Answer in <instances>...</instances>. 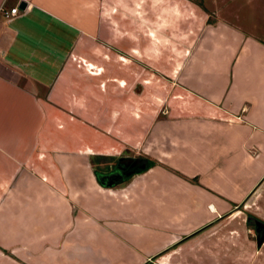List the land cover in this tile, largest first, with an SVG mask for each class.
<instances>
[{"label": "crops", "instance_id": "obj_1", "mask_svg": "<svg viewBox=\"0 0 264 264\" xmlns=\"http://www.w3.org/2000/svg\"><path fill=\"white\" fill-rule=\"evenodd\" d=\"M161 1L149 4L142 0L138 5L129 0H0V7L6 10L18 8V14L7 20L0 13V264H83L78 258L71 263L70 244L72 241L80 254L93 250L94 244L87 245L86 233L94 231L93 224L86 221L82 210L93 190L98 213L103 207L100 201L112 207L107 198L118 205L123 202H115L117 197H123L144 208L133 195L149 191L148 187L136 191L135 182H130L123 193L124 188L101 186L93 169L85 173V158L118 150L119 134L121 149L145 141L151 131L159 144L161 137L165 143L170 139L171 145H177L175 135L171 143V131L159 127L171 121H157V129L151 128L147 135L152 122L144 117V123L134 122V103L162 98L163 80L174 93L172 97L188 104L184 107L190 111L180 115L173 108L174 121L205 119L218 125L212 134L217 130L224 133L221 148H216L215 157L206 164L212 165L219 154L227 155L219 168L229 179L224 182L211 173L207 178L200 166L191 163L195 169L187 170L185 164L174 163L182 174L193 177L192 183L184 181L183 189L196 207L204 203L201 194L207 192L204 211L197 214L199 208H195L191 214L180 210L165 219L159 214L134 219L130 223L138 228L136 233L131 231L130 240L134 245L143 244L147 235L142 227L152 219L157 228L171 232V240L164 243L174 246L171 254L156 260L160 264L167 255L173 256L171 264H264V43L220 18L213 23L204 20L191 36L173 31L172 41L157 42L144 23H150L152 16L162 34L161 27L167 25L162 21L165 12L151 11L153 6H162ZM184 1L196 14V5ZM20 2L25 4L21 8ZM185 8L188 10L187 4ZM186 20L185 27L197 25L191 16ZM178 25L181 28V20ZM183 38L188 44L182 45ZM71 56L83 60L94 72L82 68L80 72L69 60ZM136 68H152L154 78L163 77L151 82L141 74L136 78ZM135 86L140 87L138 92ZM119 119L124 121L122 131L116 129ZM134 124L138 129L134 130ZM241 127L244 130L236 131ZM205 132H198L195 142L199 135L210 139ZM240 132L247 136L240 138ZM250 134L251 144L247 140ZM209 142L207 148L213 140ZM237 148L242 158L229 161ZM230 149L237 150L226 152ZM162 158L171 156L166 152ZM156 170L164 172L149 167L143 182L147 178L149 186H154L157 182L149 176ZM238 179L242 183L237 184ZM230 183L234 185L225 190ZM129 207L124 208L129 214L137 212ZM248 214L258 221L249 223ZM184 215L192 217L182 223ZM79 220L82 222L77 224ZM170 222L174 229H169ZM198 229L200 232L191 235ZM148 259L137 264H147Z\"/></svg>", "mask_w": 264, "mask_h": 264}, {"label": "rangeland", "instance_id": "obj_2", "mask_svg": "<svg viewBox=\"0 0 264 264\" xmlns=\"http://www.w3.org/2000/svg\"><path fill=\"white\" fill-rule=\"evenodd\" d=\"M146 1V0H144ZM149 1V4H152V0ZM190 3L192 2L194 5H196V14L193 12L191 13V7L188 3H186L184 0H181L182 5L178 6L176 3H171L170 0H162L160 7L153 6L151 7L152 10H158L160 13L165 12L164 18L162 21H166L167 25L161 27L162 34H167V36H163L157 24L154 22V18L151 16L150 23L145 22L144 23V29L146 28V31L150 32L151 39H154L157 42H162L163 40L167 43L169 41H172L173 39L170 38L173 35V31L175 33H181L183 36H191V34L195 33V31L199 30L202 26L204 20L207 23H213L216 21V19L220 18L223 19L227 25L230 27L232 26L236 31H241L245 36H257L259 41L261 40V37L264 38V0H188ZM138 3V5H141L142 0H129V3ZM191 3V4H192ZM185 4L188 5V10L185 8ZM190 8V11H189ZM194 8V7H193ZM140 13H144L145 15V9L141 10V7L139 9ZM173 15H175V18H173ZM188 16H191L193 19H196L197 25L194 28L185 27L183 26L185 20L188 18ZM182 21V26L178 25L179 21ZM161 21V22H162ZM168 21H172L173 23H169ZM188 21V20H186ZM179 26V27H178ZM192 31V32H190ZM187 33V34H185ZM169 36V37H168ZM164 37V38H163ZM153 42V41H152ZM188 44V41L183 38L182 45ZM121 58V57H120ZM77 69L80 70L82 68L87 73H93L94 71L88 69V65L84 63L83 60H80L79 58L75 56H71L70 59ZM137 69V72H135V77L137 78V74H141L145 80H150L154 78L153 76V69L151 68V71ZM99 71V69L97 70ZM77 72V71H76ZM149 72V73H147ZM158 73V72H157ZM160 77V76H159ZM158 76L154 78H159ZM163 77V76H162ZM160 77V78H162ZM164 79V78H163ZM168 79V78H167ZM252 79V77H251ZM121 83V82H120ZM167 81L162 82L163 87L160 88V92H163L165 94L162 98L156 96L152 98V100L148 104H140V103H134V122L136 124L138 122L144 123V118H147L148 121L151 123V126L149 130L146 132L149 133L150 129L154 130L157 129L155 126H157V121L162 122H169L171 123L167 124L166 126L161 125L159 127H164L168 129V131H171L173 135L171 137V143L172 140H175V137L177 138V145L170 144V139H168L167 135L166 138L168 139V142L163 138L161 139V144H159V140H157V135H154L153 131L149 137H146L145 141H139L137 143L127 144L124 145L125 147L122 148V141L120 140L121 134L117 137L118 139V150L113 149L112 151H107L105 155H98L103 156L105 158L104 161L101 163H108V166L114 165L115 162L117 163V169L122 170L121 172H125L126 178L122 180H117L115 183L110 184L109 180L110 178H107V184L106 186L111 187L113 190L124 188L123 193H126L129 188L127 186L130 184V182H135V186L133 187V190L136 189V191L139 190H145L147 187L149 188V191L145 193H140L139 195L136 192V195H133V199L136 203H141V205L144 206L142 208V211L140 206L135 205L132 203V201L126 202L123 197H117L118 199L115 202L122 201L123 204L115 205L114 200L112 198H107L105 200H108V202L111 203L112 207L106 203L104 205V201H100L103 205L102 211L99 210L96 211L97 206V196L95 190L89 195L87 194L86 201V208H83L82 210L85 212V218L86 221H90L93 225L94 231H86L88 232L87 237V245H93L92 251H86L82 254H80L78 251H74L73 249V243L71 241V253H70V260L71 263L73 259L78 258L80 262L84 264H137L140 260H143L145 258H149L147 262H151L152 264H160L156 260L160 256H163L165 253L168 255L171 254V250L174 246L170 245L167 247L164 242H168L171 240L170 234L171 232L168 230H163L161 226L157 228L155 226L154 221L150 219V221H146L147 225L143 226L142 230L144 231V234H146V238L144 239L143 244H140L141 242H135V245L130 240V233L133 230L134 233H136V226L135 224H131L130 222H133L135 219L136 221H141L142 217L145 216H153L154 214H159V218L165 219L174 216L177 214L180 210H182L185 213L191 214L189 211L197 210L195 208H199L197 211V214H200L204 211L205 207V201H209V196L205 193L201 194V199L204 200V203L197 206L193 203V200L188 195V193L185 192L183 189L184 181L192 183L191 179L193 177H189V174H182V171L178 166H175L174 163L180 165L185 164V169L190 170L191 163L194 166H200L201 170L207 171L206 175L207 178L211 177V175L219 180H222L224 182H227L229 179L228 174L221 171L219 168L221 166V161H227L226 156H222L223 154H219V156L214 159L213 164H206L207 161H210L209 158L213 156L215 157V151L216 148L220 146V144L223 142L224 133L218 132L219 130L215 131L214 134L211 133V130L218 129L217 123L213 121H208L205 119H192V118H183L175 120V112H173V108H177V112L180 115H186L189 114L190 111L187 110L185 106L188 104H184L180 102V98L178 97H172L174 93H172V90H170V86L167 84ZM166 85V87H165ZM259 87V83L256 84ZM102 86V84H101ZM250 86V85H249ZM140 87H133L135 92L139 91ZM262 88V96H264V81L261 85ZM158 89L154 90L156 94ZM257 90V89H256ZM152 94V93H151ZM164 100V101H163ZM177 100V103H174V101ZM162 101V103L160 102ZM184 101H186L184 99ZM183 101V102H184ZM145 105V110L143 109ZM181 106V107H180ZM142 107V109H141ZM148 107V109H147ZM169 108L171 109L170 112H168ZM140 110V111H139ZM142 112V113H140ZM140 116V118L136 119L137 116ZM144 117V118H143ZM173 120V121H172ZM119 124L116 127L117 131H122L124 121L118 120ZM120 122H123L121 124ZM134 124V130L138 129V127ZM139 127L141 126L138 124ZM221 127V126H219ZM242 128V127H241ZM147 130L146 124H144V128ZM206 131L204 134H210L211 138H207L206 136L199 135V139L197 142H195V137L198 134V132ZM237 130H244V128ZM236 131H232L235 133ZM237 134V133H235ZM175 135V137H174ZM247 136V132L243 133L240 132L239 137L243 138ZM126 137V136H125ZM124 137V138H125ZM226 137H230L226 136ZM163 139V140H162ZM148 140L151 141V143L148 144ZM213 140V144H210L207 148L206 144L207 142H211ZM248 143L253 142V136L250 134V137L247 138ZM209 142V143H210ZM169 145V148L167 149ZM199 145V146H198ZM205 145V146H203ZM208 145V144H207ZM166 148V149H165ZM221 148V146H220ZM238 149V150H237ZM233 149V150H227L226 152H234L228 160L231 162H234L238 160L241 157V152H239L240 148ZM213 150V151H212ZM168 152V155L171 156L170 159L163 160L162 156ZM221 152V151H220ZM111 154V155H110ZM214 154V155H213ZM244 156V155H243ZM119 157L123 159V162L125 165L118 164ZM94 155H87V158H85V164L87 163V169L85 171L86 174H89L92 172V169L97 167L98 158H96ZM118 158V160H117ZM160 158V159H159ZM240 160V159H239ZM203 161H206L203 163ZM123 163V164H124ZM151 164L150 167H156L161 168L164 172L161 170L154 171L153 174H151L149 177L154 179L157 183L154 186H149L147 178L145 179V183L143 182V175L149 174L147 173L148 168L145 169L142 172H139V169H143L145 166ZM210 165V168H207L206 166ZM119 166V167H118ZM191 169H195V167ZM220 171H218V168ZM213 168V170H212ZM124 169V171H123ZM212 170V172H211ZM218 171V172H217ZM151 172V171H150ZM217 172V173H216ZM211 173V175H210ZM104 179V178H103ZM105 180V179H104ZM134 180V181H133ZM109 182V183H108ZM242 181L238 179L236 182L237 184ZM87 185L90 187V184L87 183ZM94 185V184H92ZM104 185V184H103ZM232 183L225 184L224 189L228 190L232 187ZM102 186V185H101ZM231 186V187H230ZM213 191V190H212ZM211 191V192H212ZM95 192V193H94ZM120 194V193H117ZM89 195V196H88ZM128 203V204H127ZM243 202L238 205V209L242 208ZM126 206V207H125ZM135 207L136 213L131 212L130 214L124 210L130 209V207ZM139 206V208H138ZM182 207V209L180 207ZM139 209V210H138ZM192 211V212H193ZM93 212H96L97 214H92ZM126 213V215L124 214ZM81 215V214H80ZM181 215V212L180 214ZM182 219V223H185L188 221L189 217L184 215ZM121 218V220H119ZM224 218V217H223ZM125 219H130L129 222H126ZM180 219V218H179ZM118 221V222H117ZM125 222V223H121ZM82 221H78L77 224L81 223ZM171 223V222H170ZM180 223V221H179ZM209 226V225H208ZM161 227V228H160ZM169 229H174V225L171 223L168 225ZM141 228V225L139 229ZM141 231V229H140ZM139 231V232H140ZM200 232V229L194 231L191 233V235L197 234ZM91 233L94 234L95 237L91 236ZM126 234V235H125ZM128 234V235H127ZM189 235V236H191ZM94 239V242H93ZM165 245V246H164ZM167 255V256H168ZM165 257V260L162 264H171V261L173 259V256L171 257ZM170 258V261L167 259ZM168 262H167V261Z\"/></svg>", "mask_w": 264, "mask_h": 264}, {"label": "flooded vegetation", "instance_id": "obj_3", "mask_svg": "<svg viewBox=\"0 0 264 264\" xmlns=\"http://www.w3.org/2000/svg\"><path fill=\"white\" fill-rule=\"evenodd\" d=\"M117 160H118V158H117ZM117 162V161H116ZM115 162V164L114 165H111V166H109L108 167V170L107 171H102V170H100L97 174H96V176H95V178H96V181L100 184V185H102V186H106V184H107V181H106V179L107 178H110V180H109V182H110V184H113V183H115V181H117V180H122V179H125L126 178V174H125V172H121L120 170H118L117 169V163ZM120 163V166L122 165H125V163L123 162V159L121 158V157H119V160H118V164ZM124 163V164H123ZM121 166V167H122ZM119 167V166H118ZM123 171H124V169H123ZM105 180H104V179ZM108 182V183H109ZM104 184V185H103Z\"/></svg>", "mask_w": 264, "mask_h": 264}, {"label": "trees", "instance_id": "obj_4", "mask_svg": "<svg viewBox=\"0 0 264 264\" xmlns=\"http://www.w3.org/2000/svg\"><path fill=\"white\" fill-rule=\"evenodd\" d=\"M95 157L98 158V162H97L98 165H97V167L93 168V174L96 176V174H97L100 170H102V171H107L109 166H108V163H107V162H105V163H101L102 161L105 160V158H104L103 156H95ZM96 158H95V159H96ZM100 164H101L102 166L99 168ZM150 166H151V164L145 166L143 169H139L138 171H139V172H142V171H144L145 169H147V168L150 167ZM97 181H98V180H97ZM246 217H247V221H248L249 223H250L251 221H252V222L258 221L256 218L250 216L249 214H248ZM147 264H152V263L148 262Z\"/></svg>", "mask_w": 264, "mask_h": 264}, {"label": "built area", "instance_id": "obj_5", "mask_svg": "<svg viewBox=\"0 0 264 264\" xmlns=\"http://www.w3.org/2000/svg\"><path fill=\"white\" fill-rule=\"evenodd\" d=\"M0 13L3 15V17L7 20L10 19L18 14V8L16 6H13L9 8L8 10L0 7Z\"/></svg>", "mask_w": 264, "mask_h": 264}, {"label": "water", "instance_id": "obj_6", "mask_svg": "<svg viewBox=\"0 0 264 264\" xmlns=\"http://www.w3.org/2000/svg\"><path fill=\"white\" fill-rule=\"evenodd\" d=\"M25 4H24V2H20V4H19V8H21V7H23Z\"/></svg>", "mask_w": 264, "mask_h": 264}]
</instances>
